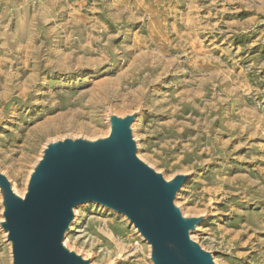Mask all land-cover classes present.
<instances>
[{
	"label": "rangeland",
	"instance_id": "rangeland-1",
	"mask_svg": "<svg viewBox=\"0 0 264 264\" xmlns=\"http://www.w3.org/2000/svg\"><path fill=\"white\" fill-rule=\"evenodd\" d=\"M134 113L137 157L189 176L175 203L206 214L195 242L215 264H264V0H0V172L16 192L48 143L106 137L109 115ZM225 168L234 186L217 204L207 191ZM77 210L68 248L151 264L123 216Z\"/></svg>",
	"mask_w": 264,
	"mask_h": 264
},
{
	"label": "water",
	"instance_id": "water-1",
	"mask_svg": "<svg viewBox=\"0 0 264 264\" xmlns=\"http://www.w3.org/2000/svg\"><path fill=\"white\" fill-rule=\"evenodd\" d=\"M135 119L109 115L106 137L48 143L22 195L0 172L11 264H92L64 241L74 211L88 203L123 216L149 247L151 264H215L191 237L205 216L185 217L175 203L189 176L165 180L137 157Z\"/></svg>",
	"mask_w": 264,
	"mask_h": 264
},
{
	"label": "bare ground",
	"instance_id": "bare-ground-1",
	"mask_svg": "<svg viewBox=\"0 0 264 264\" xmlns=\"http://www.w3.org/2000/svg\"><path fill=\"white\" fill-rule=\"evenodd\" d=\"M174 111V110H173ZM175 114V113H174ZM176 115V114H175ZM222 175L224 177H222ZM234 181L235 179H233L232 177H230V173H229V170L228 168H225L224 171L222 173H216L215 174V180L213 181L214 183H212V188L209 189L207 192L211 193L213 197H221L220 199L219 198H215V201L217 204H221L223 202V200L225 199H229L230 197V193H231V190L234 186ZM185 186V185H184ZM184 186L182 187V189L184 188ZM14 189V188H13ZM182 189L180 190V192L182 191ZM15 190V189H14ZM179 192V193H180ZM19 193V192H18ZM20 195H22V193L20 192L19 193ZM208 195V194H207ZM220 201V202H219ZM214 202V203H215ZM224 205V203H223ZM218 206V205H216ZM215 208V207H214ZM78 209V208H77ZM75 210L74 211V221L77 219L78 217V210ZM216 210V209H214ZM206 214H204L203 216H205ZM204 222V221H203ZM200 223L197 228L195 229V231L193 233H196L198 232L199 230L202 229L201 225L203 224ZM131 226V225H130ZM132 227V226H131ZM133 228V227H132ZM134 229V228H133ZM247 232V231H246ZM229 239H228V242L232 245H236L238 242H239V232H236V233H230L229 234ZM138 239L139 240H143L140 236H138ZM144 242V241H143ZM145 243V242H144ZM116 245V248L118 251L122 250L121 249V246L119 243H114ZM147 245V244H146ZM118 259H120V256L117 257ZM110 264H117V261H112L110 262Z\"/></svg>",
	"mask_w": 264,
	"mask_h": 264
}]
</instances>
